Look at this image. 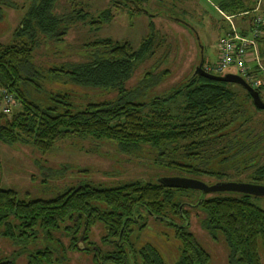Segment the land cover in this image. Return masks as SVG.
Returning <instances> with one entry per match:
<instances>
[{
  "label": "rangeland",
  "instance_id": "rangeland-1",
  "mask_svg": "<svg viewBox=\"0 0 264 264\" xmlns=\"http://www.w3.org/2000/svg\"><path fill=\"white\" fill-rule=\"evenodd\" d=\"M34 1L0 0L1 44L16 41L14 30ZM224 1L228 0H146L136 12L133 11L134 6L121 0H53L50 12L54 16L70 17L71 20L66 18L60 25V28H64L62 35H56L57 32L50 36L37 35L29 62L20 68V75L25 80L19 84V89L27 99L40 106H45L48 95L65 94L68 102L77 108L88 103L112 100L116 98V91L77 85L61 70L66 72L75 64L88 60L93 55L92 46H85L94 40L110 38L116 42L126 41L135 49L141 39L151 33L152 55L135 63L122 88L125 96L134 102L146 104L153 98L164 97L192 76L198 62L215 63L216 43L228 29V22L235 26L244 23L246 26L247 18L254 14L264 22V0H234L242 3L243 9H246L242 14H246H235L229 20L224 19L226 13L217 10L218 3ZM106 8L109 9L110 20L96 32L72 19L78 10L95 16ZM259 43L258 58L264 69V56L259 57V51L264 52V37ZM147 72L150 75H146ZM227 73L237 74V69L230 65L216 74ZM228 84L227 87L236 93L238 102L243 101L240 105L241 118L246 120L240 122L237 119L240 124L234 131L233 125H229L223 129L226 135L221 139L202 150L197 149L199 154L195 155L196 159H189L180 148L168 153L171 160L200 166L202 170L214 173L212 175L187 174L163 167L156 152L147 147L136 155H127L118 150L115 142L73 136L56 141L45 153L33 149L29 144L0 142V188L10 189L17 199L29 201L49 199L67 188L81 185L110 188L129 181L157 183L158 178L166 176L189 178L205 185L239 182L264 186L252 179L256 167L264 164V110L254 111L237 85ZM261 93L264 96V91ZM12 100L15 103L10 113L19 108L18 100ZM10 113L2 114V117L8 118ZM219 159L223 161L219 162ZM212 194H201L195 190L173 193V200L179 206L177 211L172 208L164 215L165 221L147 216L141 218L144 222L142 227L131 225L130 234L136 237L133 247L148 246L155 250L163 264H173L178 256L179 241L175 230L179 227L189 233L208 255L209 264H237L219 232L206 226V215L197 205L201 196L207 198ZM248 200L264 211V196L249 195ZM139 213L145 216L144 211L140 210ZM103 234L101 224L94 222L89 235L96 245ZM257 255L259 264H264V250L261 247L257 248ZM73 262L88 264L87 258L80 257V254L72 259Z\"/></svg>",
  "mask_w": 264,
  "mask_h": 264
},
{
  "label": "trees",
  "instance_id": "trees-1",
  "mask_svg": "<svg viewBox=\"0 0 264 264\" xmlns=\"http://www.w3.org/2000/svg\"><path fill=\"white\" fill-rule=\"evenodd\" d=\"M145 1L130 0L135 7L133 11H139ZM52 2L35 0L14 30L16 41L11 44L0 43V89L12 94L19 103V108L12 111L8 118L0 114V142L29 144L33 149L45 153L58 140L88 136L115 142L118 150L127 155H136L147 147L156 152L163 167L179 172L214 174L202 170L200 166L171 160L169 154L180 148L189 159H196L199 150L226 135L223 129L233 125L234 131L240 124L237 119L240 122L246 120L241 118L240 105L243 101L238 102L236 93L227 87L228 83L196 75L187 77L179 88L169 91L166 96L153 98L146 104L126 97L122 85L129 78L133 66L153 53L151 33L141 39L135 49L126 41L116 42L110 38L94 40L85 46H92L93 55L88 60L75 64L66 72L61 70L77 85L116 91V98L77 108L68 102L65 94L48 95L45 106L25 97L19 89V84L25 80L20 75V68L29 62L37 35L50 36L56 32V35H62L64 28H60V25L66 18L71 20L70 17L54 16L50 12ZM243 8L241 2L234 0L217 5V9L228 16L246 12ZM72 19L96 32L102 24L108 23L110 13L108 8L95 16L78 10ZM261 32L257 39L258 46L264 37V22ZM262 56L264 52L259 51V57ZM237 87L249 101L248 94ZM255 90L260 94L264 91V84ZM166 104L167 108L164 107ZM253 110L260 111L256 108ZM252 179L264 184V164L256 167ZM187 191L191 190L129 181L110 188L81 185L58 192L51 199H36L26 203L17 199L12 190H5L0 191V205L10 202L15 218H40L45 220L48 227L56 220L75 217L82 219L83 225L87 227L94 222L104 228L112 226L111 231L116 234L121 221L123 226L131 224L130 219L138 217L140 210L146 216H164L165 209H175L179 205L173 200V193ZM201 197L197 205L206 215V226L219 232L225 246L235 257V262L259 264L257 248L264 250V211L250 203L249 196L244 194L214 193L207 198ZM23 202L27 205H21ZM120 233H126L124 227ZM175 236L179 247L173 264H209L208 255L189 233L177 227ZM140 251L143 264H162L154 249L143 246Z\"/></svg>",
  "mask_w": 264,
  "mask_h": 264
},
{
  "label": "flooded vegetation",
  "instance_id": "flooded-vegetation-1",
  "mask_svg": "<svg viewBox=\"0 0 264 264\" xmlns=\"http://www.w3.org/2000/svg\"><path fill=\"white\" fill-rule=\"evenodd\" d=\"M121 2L131 4L130 0H121ZM262 95V93L258 94L261 101L264 100ZM249 101L250 106L255 108L251 104L250 98ZM5 190L10 189L0 188V191ZM25 201L27 203L28 200ZM26 203L23 202L21 205L26 206ZM38 206L43 207L44 205ZM177 207L175 208L176 211ZM169 210L165 209L164 215ZM140 215L143 214L139 213L138 217L130 219L132 223L127 226H123V221H121L122 223H120L116 234L112 233V226L103 227L104 234L100 237L99 244L96 245L89 235V230L93 224L87 227L83 225L82 219L78 220L71 217L62 221L56 220L48 227L44 223L45 220L40 218H15L12 203L1 204L0 264H69V259H71L70 264H74L75 262L72 263V259L77 254H80L82 258H87L88 264H143L144 260L140 251L143 246L137 249L133 247L136 243V237H132L130 234L131 225H136L138 228L142 227L144 222L141 221V218L144 219L147 216L164 221L165 217L153 214H147L144 217ZM123 227L125 234L120 233ZM161 262L163 264L162 260Z\"/></svg>",
  "mask_w": 264,
  "mask_h": 264
},
{
  "label": "built area",
  "instance_id": "built-area-1",
  "mask_svg": "<svg viewBox=\"0 0 264 264\" xmlns=\"http://www.w3.org/2000/svg\"><path fill=\"white\" fill-rule=\"evenodd\" d=\"M242 15V13H241ZM230 16H224L229 20ZM261 17L257 14L249 17L246 31L228 22V29L216 43L217 59L214 64L202 62L200 68L205 73L216 74L225 67L233 65L240 76L253 89L264 84V69L258 58L257 39L261 35ZM262 74V76H258ZM10 93L0 89V113L8 115L14 106Z\"/></svg>",
  "mask_w": 264,
  "mask_h": 264
},
{
  "label": "water",
  "instance_id": "water-1",
  "mask_svg": "<svg viewBox=\"0 0 264 264\" xmlns=\"http://www.w3.org/2000/svg\"><path fill=\"white\" fill-rule=\"evenodd\" d=\"M200 76L204 79L215 81V82H223V83H231L241 87L249 96L251 100V104L259 109H264V100L261 101L258 97L257 92L251 88L240 76L237 74H210L205 73L200 68V62H198L197 66L194 67L192 71V76ZM157 184L167 187V188H179V189H188L195 190L200 192L201 194H209V193H237L244 195H255V196H264V186L257 184H247V183H239V182H224L213 185H205L200 181L189 179V178H181L175 176H166L160 177L157 180Z\"/></svg>",
  "mask_w": 264,
  "mask_h": 264
},
{
  "label": "crops",
  "instance_id": "crops-1",
  "mask_svg": "<svg viewBox=\"0 0 264 264\" xmlns=\"http://www.w3.org/2000/svg\"><path fill=\"white\" fill-rule=\"evenodd\" d=\"M217 10H218V9H217ZM218 11H219V10H218ZM219 12H220V11H219ZM224 16H225V15H224ZM226 16H228V15H226ZM233 16H235V15H232V16H230V17L232 18ZM246 22H248V21H246ZM242 25H243V28H240V26H242ZM244 25H245L244 23H241L240 26L237 25L236 27H239V29L243 30L242 32H245L247 26H244ZM246 25H247V23H246ZM224 32H225V31H224Z\"/></svg>",
  "mask_w": 264,
  "mask_h": 264
}]
</instances>
